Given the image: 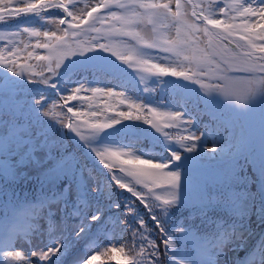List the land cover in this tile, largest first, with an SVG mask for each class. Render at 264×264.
I'll use <instances>...</instances> for the list:
<instances>
[{
	"label": "snow or ice",
	"instance_id": "1",
	"mask_svg": "<svg viewBox=\"0 0 264 264\" xmlns=\"http://www.w3.org/2000/svg\"><path fill=\"white\" fill-rule=\"evenodd\" d=\"M80 3L0 0V29L14 24L0 30V264H33L31 257L62 264L80 239L95 248L101 236L120 243L122 234L109 235L116 227L130 233L133 256L124 264H160L162 253L165 264H219L229 244L230 251L246 246L253 216L264 225V0ZM36 20L54 29L22 26ZM81 36H90V45L78 43ZM128 69L144 73L141 83L152 77L164 94L140 102L125 96L119 106L128 110L117 112L82 95H122L115 91L122 84L99 85L121 81ZM48 92L57 98L51 105ZM57 106L63 115L54 114ZM210 124L228 132V142L213 145L220 164L202 172L205 141L215 130ZM142 141L162 151L152 155ZM241 159L255 166L254 180L240 174ZM97 165L106 172L96 173ZM21 181L38 185L33 199L21 200L15 191ZM217 208L224 218L213 221L211 240L173 222L178 209L208 219ZM72 219L79 221L75 227ZM45 234L46 250H16ZM256 247L264 264V232ZM96 260L90 255L82 264Z\"/></svg>",
	"mask_w": 264,
	"mask_h": 264
},
{
	"label": "trees",
	"instance_id": "2",
	"mask_svg": "<svg viewBox=\"0 0 264 264\" xmlns=\"http://www.w3.org/2000/svg\"><path fill=\"white\" fill-rule=\"evenodd\" d=\"M117 84H122L124 86H118L115 88V91L118 93H121L122 95L117 96V101L114 102L112 99L106 96L104 93H100L105 99L111 101V105L113 108H115L116 111H127L126 107H120L119 102L121 99H124L125 96H130L132 99H135L137 102H140V99H142V93L138 90V88L133 84L127 81L126 79H122L121 81H111L107 83H102L99 85L100 87H113L114 85ZM72 87H74V84H71ZM154 89L155 93L153 94L154 97L159 98V96L163 95L164 93L160 88L154 84ZM46 95L49 96L48 103H52L54 99H57L51 92L46 93ZM179 110V109H176ZM143 116V113H141ZM209 123V118L207 116L203 117L200 128L203 130V125ZM210 128L215 129L213 131L212 135H208L205 141V149L208 153V156L205 158L208 161H218L219 156L216 153L212 152L213 145L217 142H224L227 143L228 140V132H226L223 128L216 129L215 125L210 124ZM235 131L238 134L240 131V125L239 123L236 122V127ZM199 134V133H198ZM69 147H72L71 145ZM141 147L144 149L146 152H150L152 155L159 154L162 150L158 149L157 147L153 148V146H150L148 141H142L141 142ZM216 156L215 159L212 157ZM145 158H151L149 156H146ZM91 160L89 161V165L91 166ZM240 164L243 165V170L241 171V175H246L250 179L254 180L255 179V174L252 170V167L250 166L249 162H245L243 159L240 160ZM96 173H100L102 175V171L100 166L97 165L95 168ZM25 187V192H22V188ZM37 188L38 185L35 184L34 181H28L27 183L25 182H20L15 186V191L19 194V197L21 200H23L25 197L27 199L31 200L33 199L36 194H37ZM252 190L255 191V185H252ZM3 209H0V216L3 215ZM140 211L144 212L143 206H140ZM120 218L125 219L126 218V213H123V211H120ZM224 218V212L222 209H214L212 211L208 212V219H205L201 217L199 214L192 212L189 209H178L173 213V222L174 223H183L186 226L191 225L194 227L195 232L199 235H201L202 238H208L209 240L212 239V235L215 231V226L213 221L219 220ZM145 219L147 220L148 217L145 215ZM259 224L256 222L255 217H252L251 220V227L252 229H255L254 232H258ZM155 231V229H153ZM118 237L122 234L123 239L121 240L120 243L114 244L113 248L116 249V251H112L113 248H111L109 245H104V252L101 253V258L100 261L102 264H124V261L130 257L133 256V253L129 251V248L131 246V240L129 239L130 233L127 230H122L118 229ZM157 243H160V239L157 236ZM123 247V251H120V249ZM162 247V245H161ZM160 264H164V259H163V253L161 254V261Z\"/></svg>",
	"mask_w": 264,
	"mask_h": 264
},
{
	"label": "rangeland",
	"instance_id": "3",
	"mask_svg": "<svg viewBox=\"0 0 264 264\" xmlns=\"http://www.w3.org/2000/svg\"><path fill=\"white\" fill-rule=\"evenodd\" d=\"M87 2H88V0H81V3L78 5V8H83L85 3H87ZM49 11H50V13H54L53 15H57V16H61V14H62V12L60 10H54L53 9V10H49ZM24 26L40 27V28L48 27L50 29H54V25L47 24L46 22L40 21V20H36V22L34 24L24 25ZM11 29L12 28L10 26L6 25L4 29H0V30H11ZM90 40H91L90 36H81L78 38L77 42L80 43L81 45H90ZM25 42L29 43V44H34L35 39L26 37ZM29 50H31V49H29ZM117 50L118 51H124V48L121 47ZM22 55H24V54H22ZM113 59H115V58H113ZM39 70L40 69H37V71H39ZM132 74H134L135 77H133ZM141 75H144V73L137 72L134 69H128L127 76H131L132 78H138L139 79ZM151 80H153L152 77H147L145 82L151 81ZM194 87H198V86L194 85ZM53 112H54V114L63 115V113L60 112L58 110V108L54 109ZM240 120H241V122H244L242 118H240ZM142 127H148V126L144 125ZM112 150L115 151L116 148L113 147ZM201 163H202V169H201L202 172H211L212 169L219 166L220 161L210 163V162L203 159ZM21 170L22 171H28L29 175L32 174V171L29 168H24ZM215 186L216 185H212L210 183V188H209L210 193H213V191H214L213 189ZM78 223H79V221H76L75 223H73V225L71 227H75ZM40 227L46 228L47 225H46V223H41ZM32 242H31V244H29L27 242L16 244L15 248L18 251H22L25 255H30L31 251H40V250H46L47 249L48 240H45V235L35 236L34 240H32ZM190 244L192 245L191 242H190ZM73 245H74V247L71 246L69 249H72V252H74L75 254L68 256L67 260L65 261L64 264H82V260L87 259V256L97 255L99 252L98 248H95L92 241L89 240L88 238L80 239L79 241H77ZM231 247H232V245L229 244L228 248L225 249V252L227 253V255H225L220 260L219 264H233V260H234L235 256H234V251L229 250V249H231ZM252 254L253 253H248L247 256L242 257L246 260V264H252L253 261H255V264H257V260H255V257H253ZM31 259H32L33 264H36V258L31 257ZM236 264H241V263H240V261L239 262L236 261Z\"/></svg>",
	"mask_w": 264,
	"mask_h": 264
}]
</instances>
